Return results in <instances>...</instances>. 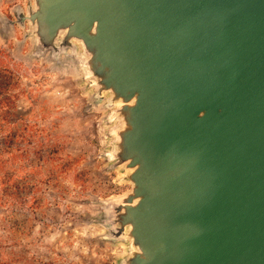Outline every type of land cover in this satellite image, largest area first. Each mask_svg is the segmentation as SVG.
I'll return each instance as SVG.
<instances>
[{
  "label": "water",
  "instance_id": "1",
  "mask_svg": "<svg viewBox=\"0 0 264 264\" xmlns=\"http://www.w3.org/2000/svg\"><path fill=\"white\" fill-rule=\"evenodd\" d=\"M31 56L73 63L107 113L98 199L118 264H264V0H31Z\"/></svg>",
  "mask_w": 264,
  "mask_h": 264
},
{
  "label": "rangeland",
  "instance_id": "2",
  "mask_svg": "<svg viewBox=\"0 0 264 264\" xmlns=\"http://www.w3.org/2000/svg\"><path fill=\"white\" fill-rule=\"evenodd\" d=\"M30 1L0 0V16L15 19V9H26ZM28 28V22L15 23L6 35L0 24V67L13 75L7 87L15 98L10 123L39 128L35 178L28 186L34 189L21 192L35 196V204L19 199L0 206V264H118L127 248L102 240L97 200L118 196L131 184L119 180L120 168H106L107 111L93 104L73 63L58 67L31 56L32 39L23 40ZM7 133H0V141ZM38 150L44 155L40 160Z\"/></svg>",
  "mask_w": 264,
  "mask_h": 264
},
{
  "label": "trees",
  "instance_id": "3",
  "mask_svg": "<svg viewBox=\"0 0 264 264\" xmlns=\"http://www.w3.org/2000/svg\"><path fill=\"white\" fill-rule=\"evenodd\" d=\"M0 133L8 130L7 138L0 141V206L8 201L23 199L35 204V196L22 197V191L30 190L35 178V137L39 128L34 123H24L18 128L10 123L13 116L15 98L8 94V85L12 84L13 75L5 67H0ZM49 153L56 155L58 149L51 147ZM33 153L34 156L31 157ZM43 151H37V158L43 157ZM35 187L34 185H32ZM34 189V188H33ZM31 189V191L33 190ZM32 205V206H33Z\"/></svg>",
  "mask_w": 264,
  "mask_h": 264
}]
</instances>
